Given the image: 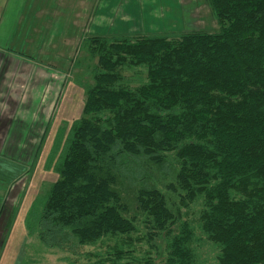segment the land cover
<instances>
[{
	"label": "trees",
	"instance_id": "obj_1",
	"mask_svg": "<svg viewBox=\"0 0 264 264\" xmlns=\"http://www.w3.org/2000/svg\"><path fill=\"white\" fill-rule=\"evenodd\" d=\"M207 1L217 32L83 39V115L24 220L64 264H264V0Z\"/></svg>",
	"mask_w": 264,
	"mask_h": 264
},
{
	"label": "rangeland",
	"instance_id": "obj_2",
	"mask_svg": "<svg viewBox=\"0 0 264 264\" xmlns=\"http://www.w3.org/2000/svg\"><path fill=\"white\" fill-rule=\"evenodd\" d=\"M136 2H139L142 9L141 14L144 17L142 23L145 25L143 28L145 31L142 34H170L196 30L210 33L219 31V25L207 0H107V2L104 0L102 5L105 6L103 9H106L108 13L112 11L110 5L115 4V8L118 10L122 6L124 14L127 6L129 5L132 8L131 5ZM133 7L135 8V6ZM128 12L132 13V10L130 9ZM67 15L65 16L67 17ZM98 18L101 22L108 20L105 14L99 15ZM129 18L134 23V19H131L130 15ZM41 32L43 33V30ZM90 36L92 35H87L88 38ZM36 41L34 39V43ZM82 46V44L64 46V48L63 46H55L60 50L63 49L62 51L65 50L64 60H59V62H54L51 59V56H55L57 51L53 49L51 44H33L26 47L24 45L20 46L18 43L5 46L6 48L10 47L8 52L15 53L18 57L21 56V53L24 54L28 62L33 63L32 73H35V68H40L39 66L48 68L45 65L50 63L56 65L58 70L48 71V79L40 81L42 83H40V86H37L39 85V77L33 78L32 80L36 81L32 86L34 88L32 93L27 88L29 78H26V83H23L25 77L22 76L19 70L11 72L12 79H14L13 83L17 79L18 89H21L17 93V110L18 112L22 111V115L16 117V132L15 137L11 139V149L14 139L16 144L13 147L14 151L10 150L13 151L10 152L11 154L9 153L11 158L1 156V153L8 152L9 145L3 146L4 142L0 149V158L4 164V166H0V264H21L25 251L28 252L26 264H64V261L61 260L65 255L64 252L43 246L36 238L35 232L34 234L31 232L32 236L28 237L24 228V217L33 198L41 194L47 186L59 177L54 170L45 169L42 165L48 153L50 141L54 139L52 135L54 125L58 121V114L55 113L56 109L50 110L49 115L46 113V118L42 117L43 112H45L41 108V105H44L42 103V91L46 90L44 86L47 84L50 90L56 88L54 83L59 81V75L65 82L64 88L68 85L72 86V84L73 86L77 85V88L82 92L81 103L80 106L77 105L72 110L69 117L65 118V122H71L73 119L82 117L85 87L93 84L90 65L96 62L89 58L87 49L82 48ZM72 47H74L73 51ZM70 55L71 60L66 61ZM62 70L63 73L59 75L58 72H55H62ZM52 74L56 75V78H52ZM3 77V70L1 69V81ZM61 84H58L59 90ZM27 91L29 97L25 100ZM30 93L34 98L32 102L30 101ZM12 156L18 157L15 159L23 165L22 171L17 170L14 172L6 169L5 164L14 163ZM17 164L19 165V163ZM10 166L13 167L14 165L10 164ZM81 250L93 251L94 247L87 246L81 248Z\"/></svg>",
	"mask_w": 264,
	"mask_h": 264
},
{
	"label": "crops",
	"instance_id": "obj_3",
	"mask_svg": "<svg viewBox=\"0 0 264 264\" xmlns=\"http://www.w3.org/2000/svg\"><path fill=\"white\" fill-rule=\"evenodd\" d=\"M103 1L104 0H0V70H3L4 75L2 81L0 80V149L4 142L3 146L9 145L8 152L4 154L1 153V156L4 158H11L10 152L14 151L13 147H15L16 142L14 139L11 149V139L15 137L16 117L22 115V111L18 112L17 110V93L21 91V89H18L17 79L15 83H13L14 79H12L11 72L19 70L22 76L25 77L22 81L23 83H26V78H29V85L27 88H29L32 93L34 89L32 86L36 81L32 80L33 78L39 77V85L37 86H40L42 84L40 81L48 79V71L57 69L56 65L50 63L48 65L44 64L48 66V68L39 66L40 68H35L36 72L32 73L33 63L28 62L26 56L22 53L21 56L18 57L15 53L12 54L8 52L10 47L6 48L5 46L18 43L20 46L24 45L26 47L33 44H51L53 49L57 50L55 56H51V59L54 62H59V60H64L65 50L62 51L63 49L60 50L55 46H63V48L64 46H78L82 44L83 39H85L87 35H140L145 31L143 29L145 25L142 23L144 17L141 14L142 9L139 6V2L131 5L132 8L128 5L123 14L122 6L120 10H118L115 8V4L110 5L112 11L108 13L106 9H103L105 7L102 5ZM105 2H107V0H105ZM133 6H135V8ZM129 7L132 13L128 12L130 11ZM66 14H68L67 17L65 16ZM102 14H105L106 18H108L106 22H101L98 18V16ZM129 15L132 17L131 19H134V23L130 21ZM40 30H43V33ZM34 39L37 40L35 43ZM73 50L74 47H72V51ZM68 57L66 61L71 60V55ZM55 72H58L59 75L63 73V70L62 72ZM51 76L52 78H56V75L52 74ZM58 79L59 81L54 83L56 88L54 87L50 90L47 84L44 86L46 90L42 91V103H44V105H41V108L45 110L42 117L46 118V113L49 115L50 110L53 109H56L55 113L58 114V121L54 125L55 128L52 134L54 139L50 141L48 153L42 164L43 167L48 170H52L48 168L47 160L53 142L60 132V129L63 127L68 129L70 125L77 120L73 119L71 122H65V118L69 117L72 110H74L77 105L80 106L82 97V92L77 88V85L73 86L72 84V86L68 85V87L65 86L64 88L65 82L60 78V75ZM60 83L62 84L59 90L58 84ZM31 93L30 101L32 102L34 98ZM28 97L29 92L27 91L25 100L28 99ZM29 106L31 107V105ZM12 158L14 163L5 164L6 169L14 172L17 170L22 171L23 165L15 159L18 157L12 156ZM16 163H19V165H16ZM10 164L15 167L10 166ZM0 166H4L1 158ZM26 252L27 251H25L23 261ZM23 261L21 264H23Z\"/></svg>",
	"mask_w": 264,
	"mask_h": 264
}]
</instances>
